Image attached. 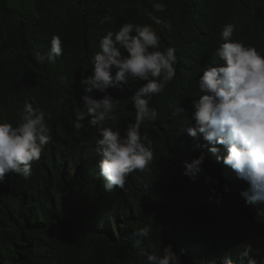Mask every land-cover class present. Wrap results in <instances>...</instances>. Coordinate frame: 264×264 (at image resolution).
Returning a JSON list of instances; mask_svg holds the SVG:
<instances>
[{
	"label": "trees",
	"instance_id": "1",
	"mask_svg": "<svg viewBox=\"0 0 264 264\" xmlns=\"http://www.w3.org/2000/svg\"><path fill=\"white\" fill-rule=\"evenodd\" d=\"M153 2L0 0V122L16 126L28 101L44 111L52 136L27 179L10 173L0 184V264H148L151 246L162 254L168 244L181 264H224L225 258L240 264L245 243L250 256L264 258V202H245L247 183L217 159L226 155L224 147L212 153L188 134L190 117L173 116L170 107L198 99L203 70L223 64L214 51L226 23L235 25L232 40L264 54V0H163L164 13H155ZM149 12L169 27L153 24ZM129 22L151 24L159 50L175 49L178 62L175 78L152 98L157 119L141 125L152 142L151 170L131 173L124 189L106 190L96 168L101 126L85 119L77 132L74 108L101 37ZM53 35L63 54L54 64L39 63L35 54L50 50ZM144 83L108 90L118 123L106 120L104 127L123 135L135 118L129 97ZM201 155L193 181L183 162ZM145 225L152 231L142 239L135 232Z\"/></svg>",
	"mask_w": 264,
	"mask_h": 264
},
{
	"label": "clouds",
	"instance_id": "2",
	"mask_svg": "<svg viewBox=\"0 0 264 264\" xmlns=\"http://www.w3.org/2000/svg\"><path fill=\"white\" fill-rule=\"evenodd\" d=\"M152 8L155 13H164L166 4L163 0H154ZM148 17L155 25L169 27L165 19L153 12H149ZM108 19L105 17L100 23ZM234 29L232 23L223 26L220 33L223 43L214 51L223 64L203 70L197 80L199 98L185 107L179 104L170 107L173 116L185 113V117H190L194 126L188 129V134L201 137L211 146L212 153L219 152L217 145L224 147L226 155L217 159H222L238 179L247 183L243 193L245 202H264V54L254 46L232 40ZM159 45L160 36L151 24L123 23L118 31L109 30L101 37L99 51L90 61L92 74L79 80L82 94L80 104L74 108L73 128L79 132L85 127V119L91 126H101L100 138L95 141L100 154L96 168L105 181L106 190L124 189L131 173L151 170L152 142L147 135H141L140 129L144 122L157 119L160 108L150 106L152 98L175 78L178 62L175 49L168 47L161 51ZM62 54V40L53 35L50 50L36 53L35 58L39 63L54 64ZM130 80L146 83L129 97L135 118L121 135L113 127L103 126L106 120L113 126L118 123L115 101L108 90L123 92ZM94 93L103 95L97 98ZM50 133L44 111L28 101L24 102L16 126L0 122V184L5 183L10 173L25 179L31 175L32 163L40 159L44 146L52 140ZM203 160L201 155L191 162L184 161V174L194 181ZM151 231V226L145 225L135 234L147 239ZM151 248L146 256L148 264H181L171 244L163 245L162 254L155 245ZM251 252V245L245 243L239 256L240 264H264V258L257 260L250 256ZM224 264L233 262L225 258Z\"/></svg>",
	"mask_w": 264,
	"mask_h": 264
}]
</instances>
